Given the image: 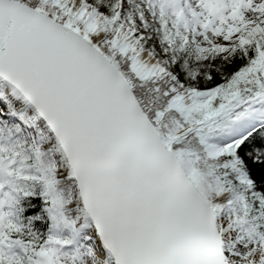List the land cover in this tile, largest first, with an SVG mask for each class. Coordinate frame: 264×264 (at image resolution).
I'll return each instance as SVG.
<instances>
[{"label": "snow or ice", "instance_id": "1", "mask_svg": "<svg viewBox=\"0 0 264 264\" xmlns=\"http://www.w3.org/2000/svg\"><path fill=\"white\" fill-rule=\"evenodd\" d=\"M0 264H264V0H0Z\"/></svg>", "mask_w": 264, "mask_h": 264}]
</instances>
